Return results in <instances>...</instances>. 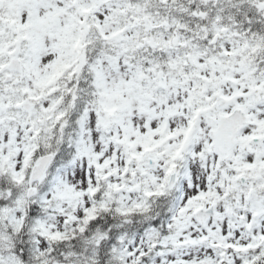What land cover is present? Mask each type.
I'll return each instance as SVG.
<instances>
[{
	"label": "snow or ice",
	"instance_id": "6c2138e0",
	"mask_svg": "<svg viewBox=\"0 0 264 264\" xmlns=\"http://www.w3.org/2000/svg\"><path fill=\"white\" fill-rule=\"evenodd\" d=\"M0 264H264V0H0Z\"/></svg>",
	"mask_w": 264,
	"mask_h": 264
}]
</instances>
